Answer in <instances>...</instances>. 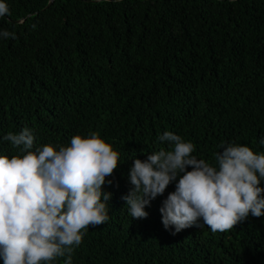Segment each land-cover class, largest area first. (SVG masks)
I'll return each mask as SVG.
<instances>
[{
	"label": "trees",
	"instance_id": "obj_1",
	"mask_svg": "<svg viewBox=\"0 0 264 264\" xmlns=\"http://www.w3.org/2000/svg\"><path fill=\"white\" fill-rule=\"evenodd\" d=\"M3 2L0 33L15 38L0 35V155L18 153L3 137L23 128L34 148L98 131L120 156L167 149L158 137L171 131L213 166L222 143L264 152V0ZM130 167L105 178L109 219L86 230L72 264H264V215L224 233L202 221L166 230L175 182L132 219Z\"/></svg>",
	"mask_w": 264,
	"mask_h": 264
},
{
	"label": "clouds",
	"instance_id": "obj_2",
	"mask_svg": "<svg viewBox=\"0 0 264 264\" xmlns=\"http://www.w3.org/2000/svg\"><path fill=\"white\" fill-rule=\"evenodd\" d=\"M8 14L7 4L0 0V17ZM0 35L15 38L8 31ZM31 130L23 128L3 137L19 150L11 157L0 155L3 264H53L57 258L72 264L86 230L109 219L111 193L102 189L118 165H131L121 178L128 174L132 187L121 199L132 219L146 218L145 207L175 182L159 209L164 228L173 226V234L193 225L201 227L198 221L212 233H224L249 214L264 215V187L259 186L264 181V152L249 146L222 143L213 166L192 155L191 141L171 131L158 137L168 143L167 149L144 151L132 144L133 151L120 156L98 131L73 135L68 145L46 143L34 148ZM259 143L264 145V138Z\"/></svg>",
	"mask_w": 264,
	"mask_h": 264
}]
</instances>
